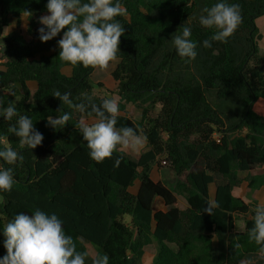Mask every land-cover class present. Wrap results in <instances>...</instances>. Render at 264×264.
Segmentation results:
<instances>
[{
  "label": "trees",
  "instance_id": "1",
  "mask_svg": "<svg viewBox=\"0 0 264 264\" xmlns=\"http://www.w3.org/2000/svg\"><path fill=\"white\" fill-rule=\"evenodd\" d=\"M215 2L122 0L128 14L118 17L125 32L111 73L120 102L116 127L146 135L147 148L134 158L117 146L111 158L97 163L76 126L82 117L95 119L91 104L105 98L95 93L101 85L91 80L95 68L61 61L59 35L38 39L37 20L47 12V0H0V100L4 106L15 102L44 135L41 146L21 149L19 137L7 132L14 120L0 117V148L7 145L24 155L23 162L3 165L14 168L15 184L11 192H0V230L17 213L40 209L58 215L77 251L88 253L86 264L97 253L107 254L109 264H142L152 244L151 264H239L248 254L264 258L248 237L257 202L233 193L243 181L250 189L264 187V53L256 24L264 0H228L240 5L242 23L227 43L204 48L214 29L202 27L199 16ZM26 10L33 15L25 33L7 34L8 17L19 18ZM186 24L198 45L190 61L180 58L173 44ZM64 66L71 67L70 75L62 72ZM30 80L37 83L33 93ZM56 90L71 91L73 104H84L85 111L53 97ZM127 104L139 109L138 118L128 114ZM65 112L73 118L62 130L46 127L49 116ZM161 163L175 174L173 187L151 177L152 166ZM136 180L133 194L129 188ZM210 184L219 202L212 215L203 211L211 200ZM178 195L184 208L177 206ZM156 197L165 210H153ZM236 220L244 221L243 230L236 229ZM2 241L0 236V256L6 253ZM86 243L96 248L94 255Z\"/></svg>",
  "mask_w": 264,
  "mask_h": 264
},
{
  "label": "clouds",
  "instance_id": "2",
  "mask_svg": "<svg viewBox=\"0 0 264 264\" xmlns=\"http://www.w3.org/2000/svg\"><path fill=\"white\" fill-rule=\"evenodd\" d=\"M47 14L38 18L40 25L37 37L41 42L53 40L58 35L59 58L73 66L106 69L118 60L120 38L125 28L118 17L128 14L122 0H47ZM24 17L33 15L30 10L23 12ZM242 23L241 7L228 0H217L210 7H205L199 16V24L206 29H214L209 39L202 43L204 48H211L212 42L227 43ZM62 33V35H60ZM8 34V32H7ZM192 26L186 24L179 35L173 38L177 55L186 60L197 56V42L192 38ZM0 45H3L0 42ZM0 47V49H3ZM71 91L56 90L53 97L69 108L85 111L84 104H73ZM19 101V97L16 99ZM94 120L80 118L77 127L86 142L89 158L97 163L111 158L117 146L138 151L147 143V136L133 127L117 128L120 116V102L111 95L105 96L97 105L91 104ZM0 117L13 121L7 128L8 133L19 137L21 149H35L41 146L44 135L33 119L20 114L15 102L9 101L4 106L0 100ZM15 118V119H14ZM72 114L65 112L56 118L49 116L46 127L62 130L72 120ZM24 155L10 146L0 148V192H11L15 184L14 168L3 165H16L23 162ZM119 158L115 166L119 165ZM203 211L209 215L219 207V202L209 200ZM253 227L248 230V237L259 246L264 255V203L254 208ZM2 246L6 250L0 256V264H86L88 253L77 251L72 236L64 229L63 221L55 213H46L40 209L32 212L17 213L0 230ZM91 264H109L107 254L97 253L91 258Z\"/></svg>",
  "mask_w": 264,
  "mask_h": 264
},
{
  "label": "rangeland",
  "instance_id": "3",
  "mask_svg": "<svg viewBox=\"0 0 264 264\" xmlns=\"http://www.w3.org/2000/svg\"><path fill=\"white\" fill-rule=\"evenodd\" d=\"M15 28L16 27L14 25H12L10 27H6V30L8 32V30L12 31V30H15ZM20 30H21V32H23V34L25 33V27H22ZM0 42H1V40H0ZM0 47H2V45H0ZM261 53L262 54L264 53V48L261 49ZM1 54L2 53H1V49H0V60L3 61L4 59L2 58ZM115 64H116V61L112 64L111 68H113L115 66ZM106 73H107L106 69L97 68L96 72L94 73L95 78H92V76H91V80L93 83H97V82L101 83L100 86H96L95 93H97L98 95H101V96H107V94L112 96L113 91H115V88H113V85H111L106 79H103L104 82L99 81L97 79L98 76H99L98 78H101V77L104 78L106 76ZM107 76H109V78H110L109 73ZM110 80H111V78H110ZM111 82H112V80H111ZM115 97H116V95H115ZM115 97H113V98H115ZM127 112L131 117H134V118H138L139 113H140L139 109H136L131 104H127ZM146 148H147L146 144L144 147L140 148L138 151H133L130 148L121 147V149L123 151L130 154L134 158H137L139 156V154L141 152H143ZM242 176H244V174H242ZM151 177L155 180L162 181L167 186L171 185V187H173L175 182H176V176L173 173V171H171L166 164H162V163H161V166H158L157 164H154L152 166ZM138 183H139V181L136 180L134 185L131 187V189L133 191H136ZM214 189H215L214 184H210L209 192H210L211 200L214 199ZM235 195L243 198L246 201H256L257 204L264 203V188L250 189L247 186V182H245V181H243L241 183V185L235 189ZM177 197H178L177 206L180 208H184L186 206L185 199L180 195H178ZM161 203H163V202H161ZM160 206H163V204H160ZM129 219H130L129 217L125 218L126 221H129ZM235 225H236L237 230H243L244 229V221L243 220H236ZM86 246H87L89 253L91 255H93L96 251V248H94L91 244H88V243H86ZM155 251H156V245L155 244L148 246L146 248L145 253L143 255V258H142V264H150L152 261V258L154 257ZM239 264H264V258H262L258 254H248Z\"/></svg>",
  "mask_w": 264,
  "mask_h": 264
},
{
  "label": "crops",
  "instance_id": "4",
  "mask_svg": "<svg viewBox=\"0 0 264 264\" xmlns=\"http://www.w3.org/2000/svg\"><path fill=\"white\" fill-rule=\"evenodd\" d=\"M45 14H47V12H44L42 15H45ZM41 15V16H42ZM17 24H19V28H18V26H17ZM256 24H257V26H258V28H259V31H260V33H261V35H262V38H261V40H260V42H259V46H260V48L262 49V48H264V15H262V16H260V17H258L257 19H256ZM12 25H14L16 28H15V30H12V31H16V30H20L22 27H25V31H26V29L28 28V18H26V17H24V15H23V13L19 16V18H15V17H12V16H9L8 17V25L6 26V27H10V26H12ZM11 30H8V33H10V32H12ZM5 32L7 33V30H6V28H5ZM23 33V32H22ZM262 45V46H261ZM118 62H119V59H118V61H116V64H115V66L113 67V68H111V66H112V64L114 63V62H112L110 65H109V67L108 68H106V71H107V73H106V76L104 77V78H98L97 77V79L99 80V81H103L104 82V80L103 79H106L111 85H113V88H115L116 89V81L113 79V77H112V75H111V73H112V71L115 69V67L117 66V64H118ZM96 70H97V68H95L94 69V71L92 72V74H91V76H92V78H95L94 76V73L96 72ZM62 72L64 73V74H66V75H70L71 74V67L70 66H64L63 68H62ZM108 73L110 74V78H111V80H112V82H111V80H110V78H109V76H107L108 75ZM27 85H28V87H29V89L31 90V93H33L34 91H35V89H36V87H37V83H36V81H34V80H30V81H28L27 82ZM114 92V91H113ZM115 95L116 94H112V96L113 97H115ZM107 96H108V94H107ZM116 99H117V96L115 97ZM88 120H94V118H88ZM155 180V179H154ZM155 181H158V180H155ZM138 186H139V183H138ZM138 186H137V189H138ZM215 187V186H214ZM237 188V187H236ZM235 188V189H236ZM261 188H264V187H261ZM137 189H136V191H133L132 189H131V187L129 188V190H130V192L131 193H133V194H135L136 192H137ZM235 189H234V191H233V193H234V195H235ZM260 189V188H259ZM214 192H215V189H214ZM235 196H237V195H235ZM237 197H239V196H237ZM241 198V197H240ZM243 199V198H242ZM161 202H163V200L161 199V198H159V197H156L155 199H154V203H153V210L154 211H157V210H165V205H164V202L163 203H161ZM160 204H163V206H160ZM89 252V251H88ZM95 254V253H94ZM93 254V255H94ZM91 255V254H90ZM153 259V258H152ZM152 262V261H151ZM151 264V263H150Z\"/></svg>",
  "mask_w": 264,
  "mask_h": 264
},
{
  "label": "water",
  "instance_id": "5",
  "mask_svg": "<svg viewBox=\"0 0 264 264\" xmlns=\"http://www.w3.org/2000/svg\"><path fill=\"white\" fill-rule=\"evenodd\" d=\"M19 86H21L20 84H18Z\"/></svg>",
  "mask_w": 264,
  "mask_h": 264
}]
</instances>
